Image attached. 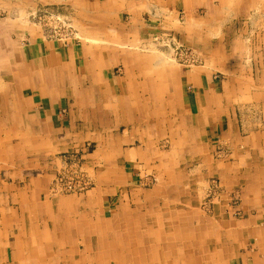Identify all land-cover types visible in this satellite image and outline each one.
<instances>
[{
	"label": "crops",
	"instance_id": "obj_1",
	"mask_svg": "<svg viewBox=\"0 0 264 264\" xmlns=\"http://www.w3.org/2000/svg\"><path fill=\"white\" fill-rule=\"evenodd\" d=\"M59 1L0 0V157L4 156L6 169L43 170L50 164L46 157L61 145L89 138L98 141L101 155L109 154L104 165L100 163L108 172L105 179L116 186L130 184L126 166L131 165L143 174L156 173L158 185L148 190L139 187L144 199L129 200L124 194L126 200L121 197L119 211L112 209L111 216L102 183L84 198L47 197L39 175L28 178L25 192L14 189V184L5 185L0 195V264H108L114 254L119 258L125 252L135 264H264V221L258 224L264 220V75L260 87L244 84L251 92L241 98L235 94L234 99L242 101L241 107H259L260 118L238 120L226 113L223 102L233 99L234 93L224 96L218 85L212 86V73L168 63L170 57L155 43L139 47L140 4L134 0L108 2L121 7L120 18L124 10L130 12L131 25H113H119L122 35L133 33L135 48H128L124 35L120 41L86 45L80 51L47 39L29 22L27 13L34 4ZM71 1L82 5L90 22L106 20L109 14L95 12L99 3L105 9L107 1ZM155 1L182 6L187 21H204L185 26L190 31L187 37L202 50L201 43H209L207 28L226 26L225 12L233 9L238 17L244 12L251 16V25L262 27L258 38L264 44V0ZM196 10L204 16L193 17ZM244 32L233 39L236 48L243 39L249 40ZM219 39H213L217 45L211 51H204L219 60L217 70L231 76L228 58L220 61L227 50L221 53ZM259 58L263 65L264 52ZM228 83L223 90L236 92L237 81ZM217 132L232 142L243 141L244 150L235 148L238 160L209 168L208 140ZM161 139L167 149L158 145ZM188 156L197 158L195 168L183 166ZM206 176H217L227 190L242 186L238 217L227 198L216 199L218 205L209 214L194 206L201 200L188 187L191 181L205 187ZM141 202L147 209H141ZM176 203L185 208L174 207ZM246 237L253 238L251 248ZM195 244L191 253L190 245ZM232 252L235 256L238 252L241 260L232 258Z\"/></svg>",
	"mask_w": 264,
	"mask_h": 264
},
{
	"label": "rangeland",
	"instance_id": "obj_2",
	"mask_svg": "<svg viewBox=\"0 0 264 264\" xmlns=\"http://www.w3.org/2000/svg\"><path fill=\"white\" fill-rule=\"evenodd\" d=\"M90 1H92V3L96 1H100L101 3H105L106 1L108 2V0H87L86 2L90 3ZM134 1L138 5L140 4L138 7V9H140V13H138L137 16L138 20L140 21L138 37L141 36L143 41H141L139 47H141L142 45H147L149 43H155V46L157 47L156 49L159 52L163 53L166 57H170L166 58V60H169V63L176 62L175 64L177 66H182L183 68L200 69L204 72V74L208 75L212 73V86L216 87L218 85L217 87L219 91L224 96H230L232 95V93H234V95L232 96L233 99L228 100L227 98V100H223L226 113L231 114L233 117L236 116L238 120L246 119V117H249L251 115H254V118L256 120L260 118L262 112L260 111L259 107H256V109L248 108V106L241 107L240 104H242V101H240V99L234 101V99L236 98L235 94L238 95L239 98H241L240 96H243L246 93L249 94L251 92H247L244 89L246 88L244 87V84H256L258 87H260V85L258 84H260L262 75H264V64H261L259 58L260 55L262 56L264 52V44L259 42L258 38V36L262 34V27L251 25L250 15L245 16L244 12H240L241 17H238V11H235L234 9L233 11L228 10L224 15L226 16L227 20L226 26L207 28L205 34L206 39L208 38L207 40H209V43H204V45L203 43H201V46L204 47V50L211 51L210 47H212L213 44L216 43L215 41H213V39L218 40L220 38L219 40H222L220 44L223 47H221L220 51L222 54H225L222 49L227 50V53L225 57L219 58L220 61L223 60L227 62V60H229L233 74L231 76H228V74H224L222 71L217 70L219 68L216 67L215 62H218V65H220V62L219 60H217V58L214 59L212 57H209V54L202 50L194 42V39H192V37H187L188 35H190V31L186 29L185 26L186 24L187 26L190 25L189 23L191 21H187L185 16L187 10L185 11L182 6L173 7V5L171 4H160L155 0ZM116 3L110 4V2H108V5L106 6L107 8L105 7V9L103 8V10H101L99 3V5L96 7L95 12H109V14H107L106 20L98 19L94 22H90L88 21V18H84V13L82 12V9H80L82 5L76 3L73 4L71 0H61L52 4L48 3L44 6L34 4L29 9L27 16L29 22L34 27H37L38 29L43 31L47 39L59 42L61 46H74L77 51L82 50L83 46L86 45L96 47V45H98L99 43L107 42L108 40L120 41L121 38L124 37V35H126V37L128 38V42H126L128 48H131L135 45L132 43L134 37L133 33L122 35L119 25H117V27H115L114 25L115 22L120 25H131L133 23V18L131 17V14L128 10H124L123 15L120 18L118 14L121 13L122 10L121 7L120 9L116 8ZM202 11L196 10L192 13L193 17L204 16V13ZM52 14H54L56 18L50 17V15ZM4 16L7 18V14H4ZM255 17L259 18V14ZM229 18L233 21L229 22ZM66 23H70L72 27L66 26ZM73 26L74 31L78 35V40L64 42L63 38L69 39L70 37H72V35L70 36L69 34L73 31ZM188 28L192 30L191 26H189ZM242 30L246 31L243 34L248 35L249 40L243 39L242 46L240 48H236L237 46H235L233 39L240 35ZM226 31H228V33L225 35ZM223 35H225V37H223ZM227 40H232L231 44L229 41L227 42ZM212 41L213 43H211ZM228 43L232 46V48H229L230 46L228 45ZM225 58L228 59L226 60ZM117 68L120 70V68L123 67L122 65H120L117 66ZM234 80L237 81L236 92H234V90L233 92L224 91L223 85H226L229 81L230 82L228 84L233 85ZM253 87L255 86L253 85ZM234 88L235 85L232 87V89ZM63 113H65L64 115L67 116L66 111H64ZM164 140L165 139L159 140L158 145L162 148L167 149L168 145H163ZM5 141L7 142L8 140H1V143L5 144ZM208 141L210 142V149L206 153L209 162V168H211L218 162H233L235 160H238L239 155H235L234 150L235 148H237L240 149V151H243L245 145L243 141L237 143H235L234 141L232 142V139L230 137H223L219 132L210 135ZM101 151V146L100 144H98L97 140H91L89 138L71 140L70 143L61 145L60 149L57 150L55 154L52 155V157H46V160H49L50 164L46 165L43 170H38L37 168L23 169L21 167H19L18 170H8L3 163L5 162V158L4 156H2V158L0 157V164L2 163V165H0V195L4 194L3 186L5 185L14 184V189L17 190L18 188L22 192L27 191L25 184L28 181V178L30 176L32 177L37 175H39L38 178H44L41 182L42 184H44L45 194L47 197L53 196L57 198H84L93 190L97 189V186H100V183H102L101 185L105 186L102 187V189L107 190V195L105 197V208L107 209L108 215L111 216L112 211H119L121 204L120 200L121 197H123V199L125 198V196H123L124 194H127L129 196V200H135L137 198L144 199V193L143 196H141L142 191L139 187H146L145 189L147 190L152 189L154 186L157 187L158 179L156 178V173L147 172L143 174V172H140V170L131 167V165L126 166L128 175L130 176L128 179L130 184H127L125 186H116L111 181H108L109 179H105L107 178L105 176L108 172L102 171L103 166H101L100 163H103L104 165L103 160L105 161L107 159V155L109 154L101 155ZM110 156L112 158L111 161H115L113 155L110 154ZM17 158L19 160L20 156H17ZM187 159L188 160L186 161V164L183 165L184 167L186 166V168H188V166L190 168H195L194 166L198 164L196 157L191 158L190 156H188ZM119 166L122 168L124 166V163L120 160ZM183 166L182 168H184ZM206 181L205 187L202 188L196 187V185L193 184L192 181L190 182L189 186L192 187H188L190 193L197 195L194 196V198L201 200V202L199 203H193L194 206L199 207V210L200 212H203V215L209 214L213 211L215 204L218 205L216 199L219 200L227 198V201L230 203L234 214L238 217L240 214V211L238 209L241 204L242 196H244V193L241 190L242 186H240V184H236L233 186V188L227 190L225 189V186L222 184L221 180L217 178V176H210L209 178L206 176ZM183 184L186 187L188 186L187 181H185ZM182 188L184 189V187ZM142 204L144 207L141 209H147V204ZM176 204H174L173 206H184H182L181 203ZM263 221L264 220H259L258 224H262ZM194 222L196 221L194 220ZM246 239L247 247L251 248V239L253 238L246 237ZM193 247V245H190L191 253L195 250V248H197V245L195 244V247ZM125 253L127 254V252ZM126 254L123 253V255H120L121 257L119 258L116 257V254H114V258H112V260H110V263L108 264L137 263L133 260H130L129 258L131 257L127 256ZM231 254L232 258L236 259L237 261L241 260L237 257V255L239 254L238 252L236 253V256L234 252H232Z\"/></svg>",
	"mask_w": 264,
	"mask_h": 264
},
{
	"label": "bare ground",
	"instance_id": "obj_3",
	"mask_svg": "<svg viewBox=\"0 0 264 264\" xmlns=\"http://www.w3.org/2000/svg\"><path fill=\"white\" fill-rule=\"evenodd\" d=\"M211 19V18H210ZM191 19H189V21H190ZM86 21V20H85ZM201 22L203 23L204 21H197V20H192L191 21V23H193V24H195V25H200L201 24ZM207 35H210V34H207ZM91 41V40H90ZM92 42V41H91ZM125 46V45H124ZM133 48H135V47H133ZM146 51V50H145ZM160 59H161V57H160ZM173 59V58H172ZM172 59H171V61H172ZM156 61V60H155ZM158 61V60H157ZM169 63V62H168ZM170 63H173V62H170ZM176 63V62H175ZM165 64V63H164ZM191 64V63H190ZM87 184V183H86ZM67 204V203H66ZM122 213V212H121ZM106 214V213H105ZM127 214V213H126ZM83 219V218H82ZM23 220V219H22ZM145 221V220H144ZM137 222V221H136ZM73 223H74V221H73ZM93 223V222H92ZM70 225V224H69ZM74 225V224H73ZM101 226V225H100ZM71 227V226H70ZM83 227V226H82ZM93 227H94V225H93ZM139 228V227H138ZM75 230V229H74ZM99 230V229H98ZM140 230V229H139ZM65 231V230H64ZM88 231V230H87ZM137 231V230H136ZM103 232V231H102ZM96 233H98V232H96ZM104 233V232H103ZM146 233V232H145ZM70 234V233H69ZM140 234V233H139ZM143 234V233H142ZM103 235H105V234H103ZM71 236V235H70ZM82 236V235H81ZM86 237V236H85ZM84 237V238H85ZM90 238V237H89ZM101 239V238H100ZM105 240V239H104ZM107 241V240H106ZM169 242V241H168ZM57 243H59L58 241H57ZM63 243V242H62ZM35 244V243H34ZM102 244V243H101ZM154 244V243H153ZM108 245V244H107ZM128 245H129V243H128ZM141 245V244H140ZM149 245V244H148ZM151 246V245H150ZM146 247V246H145ZM148 247V246H147ZM175 248V247H174ZM137 251V250H136ZM138 252V251H137ZM64 253V252H63ZM139 253V252H138ZM61 254V253H60ZM65 254V253H64ZM143 254V253H142ZM142 256V255H141ZM155 256V255H154ZM140 257V256H139ZM143 257V256H142ZM194 257V256H193ZM139 259V258H138ZM142 259V258H141ZM141 261V260H140ZM224 264V263H223Z\"/></svg>",
	"mask_w": 264,
	"mask_h": 264
},
{
	"label": "built area",
	"instance_id": "obj_4",
	"mask_svg": "<svg viewBox=\"0 0 264 264\" xmlns=\"http://www.w3.org/2000/svg\"><path fill=\"white\" fill-rule=\"evenodd\" d=\"M50 17H53V18H56V16L54 15V14H52V15H50ZM66 26H71V24L70 23H66ZM72 27V26H71ZM73 31L72 32H70V36L72 35V37H70L69 39H64L63 38V41L64 42H66V41H74V40H78V35H77V33L74 31V26H73V29H72ZM72 39V40H71Z\"/></svg>",
	"mask_w": 264,
	"mask_h": 264
}]
</instances>
